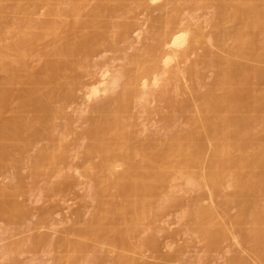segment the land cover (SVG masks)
Segmentation results:
<instances>
[{
    "label": "bare ground",
    "instance_id": "obj_1",
    "mask_svg": "<svg viewBox=\"0 0 264 264\" xmlns=\"http://www.w3.org/2000/svg\"><path fill=\"white\" fill-rule=\"evenodd\" d=\"M140 13L141 46L103 89L85 83ZM82 90L78 131L65 119ZM145 95L157 121L141 126ZM79 170L92 209L53 239L49 208ZM173 210L207 252L233 242L224 264H264V0H0V220L32 232L7 264L40 251L51 264H163Z\"/></svg>",
    "mask_w": 264,
    "mask_h": 264
},
{
    "label": "rangeland",
    "instance_id": "obj_2",
    "mask_svg": "<svg viewBox=\"0 0 264 264\" xmlns=\"http://www.w3.org/2000/svg\"><path fill=\"white\" fill-rule=\"evenodd\" d=\"M146 18L147 14L145 13H140L138 15V20L133 26L132 39L128 43H122L119 51L106 50L95 57L96 67L94 70L96 71V76L85 77V83L89 85L92 83L97 84L100 89H103L105 85L110 83L114 74L119 72L125 65L126 57L141 46L144 31L148 27ZM191 18L192 19L189 21H183L184 24L188 23L191 29L204 20V16L201 13H197ZM188 58L191 60L193 55L190 54ZM180 64V66L185 65L184 62H180ZM170 65L175 66L176 61H173ZM151 89L150 86L147 87V91ZM84 94L85 90L79 91L78 95L71 100L68 108V119H65L66 121H71L78 131H81L84 127L81 114L85 113L84 110H87V107L91 103L85 98ZM100 94L105 95L106 93L102 91ZM148 99L149 95H145L135 109L136 116L141 126L144 124L152 125L157 121V116L154 114L150 115L144 107ZM148 105L153 106L154 103L149 101ZM74 163L81 166L83 161L76 159ZM78 173V176L76 175L75 188L73 189L70 187L64 199L49 208L48 227L44 229L53 239H56L66 230L77 219L80 213L86 216L92 209L91 203L87 202L88 180L81 175V170H79ZM180 188H184L183 183H180ZM180 192H183V190H180ZM191 195V192L187 194V196ZM36 197L37 193H34L32 202L29 201L28 203L31 205V209L38 214L41 212L43 203L41 201H35ZM3 224L4 223L0 220V264H7L8 259L3 254L4 249L32 232L26 230H12L9 233H3ZM159 226L165 227V231L162 233L163 246L160 252L162 254H170L169 258L167 257L168 259L164 260L163 264H224L228 251L233 248V242L229 240L224 242L222 248L218 251L207 252L200 243L192 240L189 235L181 232L179 211L177 210L170 211L159 223ZM167 244L172 245L173 251L165 247ZM175 249H178L176 253H174ZM149 254H151V252H149ZM51 258V255L42 251L37 253H25L20 257L17 264H51Z\"/></svg>",
    "mask_w": 264,
    "mask_h": 264
}]
</instances>
